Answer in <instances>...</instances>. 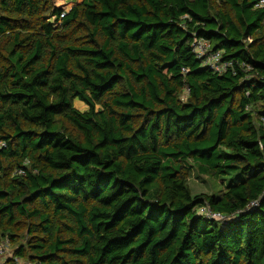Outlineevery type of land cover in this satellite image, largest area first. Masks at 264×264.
<instances>
[{
    "label": "trees",
    "instance_id": "1",
    "mask_svg": "<svg viewBox=\"0 0 264 264\" xmlns=\"http://www.w3.org/2000/svg\"><path fill=\"white\" fill-rule=\"evenodd\" d=\"M78 1L55 27L54 0H0V242L22 264H264V7ZM190 170L227 185L193 195Z\"/></svg>",
    "mask_w": 264,
    "mask_h": 264
},
{
    "label": "built area",
    "instance_id": "2",
    "mask_svg": "<svg viewBox=\"0 0 264 264\" xmlns=\"http://www.w3.org/2000/svg\"><path fill=\"white\" fill-rule=\"evenodd\" d=\"M264 7V0H258L256 4V8H263ZM67 12H63L60 14L59 18H51L50 22L54 24L56 27L60 24L61 20L65 16ZM193 51L195 53L196 59L201 61L202 67H207L211 71L215 73H224L228 70H232V63L228 61H221V52H213L211 53L209 44L204 40H196L193 42L192 45ZM185 72L184 70H182ZM0 147H4L3 143H0ZM16 174H23V171L18 170L16 171ZM258 202H253L249 205L250 207H257ZM199 214H201L203 217L214 220V221H226V218H224L219 213H213L208 206H204L199 210ZM9 246L10 243L6 239L4 241L0 242V264H20L18 262V259L12 258L10 252H9ZM9 256V257H7Z\"/></svg>",
    "mask_w": 264,
    "mask_h": 264
},
{
    "label": "rangeland",
    "instance_id": "3",
    "mask_svg": "<svg viewBox=\"0 0 264 264\" xmlns=\"http://www.w3.org/2000/svg\"><path fill=\"white\" fill-rule=\"evenodd\" d=\"M54 3L56 6L63 9L65 12H69V10L76 5L77 3H80L78 0H54ZM184 99V98H183ZM74 107L79 110L80 112L86 110V107L81 104L80 102L74 101ZM188 185L193 195L198 194H220L222 190L225 189L227 183L218 181L213 182L209 178L202 177L196 173L194 170H190V174L188 177ZM227 221V220H226ZM220 222V221H219ZM225 222V221H222ZM9 252H10V259L14 258L13 253L14 249L13 246H9ZM20 264H22L21 261L18 260Z\"/></svg>",
    "mask_w": 264,
    "mask_h": 264
}]
</instances>
